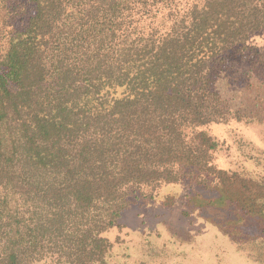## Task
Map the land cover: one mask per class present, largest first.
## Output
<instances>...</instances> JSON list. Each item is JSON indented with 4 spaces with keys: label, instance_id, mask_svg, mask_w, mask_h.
<instances>
[{
    "label": "trees",
    "instance_id": "trees-1",
    "mask_svg": "<svg viewBox=\"0 0 264 264\" xmlns=\"http://www.w3.org/2000/svg\"><path fill=\"white\" fill-rule=\"evenodd\" d=\"M161 2L0 0V264H106L130 203L182 181L264 233V184L206 131L242 119L218 81L264 0Z\"/></svg>",
    "mask_w": 264,
    "mask_h": 264
},
{
    "label": "rangeland",
    "instance_id": "rangeland-1",
    "mask_svg": "<svg viewBox=\"0 0 264 264\" xmlns=\"http://www.w3.org/2000/svg\"><path fill=\"white\" fill-rule=\"evenodd\" d=\"M140 2L151 9L142 16L147 22L163 4ZM243 53L251 63L236 55L231 76L227 71L218 81L225 105L242 119L206 131L218 142L216 168L264 184V30L250 36ZM213 196L182 181L162 186L152 199L132 201L105 234L113 243L106 264H264V233L234 206H205Z\"/></svg>",
    "mask_w": 264,
    "mask_h": 264
}]
</instances>
